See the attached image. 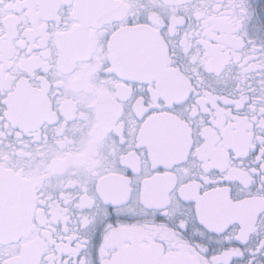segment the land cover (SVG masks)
<instances>
[{
    "label": "snow or ice",
    "instance_id": "1",
    "mask_svg": "<svg viewBox=\"0 0 264 264\" xmlns=\"http://www.w3.org/2000/svg\"><path fill=\"white\" fill-rule=\"evenodd\" d=\"M66 97L107 167L27 179ZM0 264H264V0H0Z\"/></svg>",
    "mask_w": 264,
    "mask_h": 264
},
{
    "label": "flooded vegetation",
    "instance_id": "2",
    "mask_svg": "<svg viewBox=\"0 0 264 264\" xmlns=\"http://www.w3.org/2000/svg\"><path fill=\"white\" fill-rule=\"evenodd\" d=\"M91 105L100 106L93 111L86 110ZM61 106L69 119H77L72 123L62 122L57 129L59 135L29 153L32 159L23 162L29 165L27 179L39 181L54 173L88 176L107 167L108 155L114 150L107 108L99 99L75 97L62 98Z\"/></svg>",
    "mask_w": 264,
    "mask_h": 264
}]
</instances>
